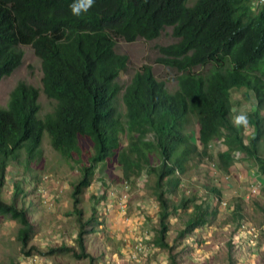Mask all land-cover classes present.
<instances>
[{
  "label": "trees",
  "instance_id": "1",
  "mask_svg": "<svg viewBox=\"0 0 264 264\" xmlns=\"http://www.w3.org/2000/svg\"><path fill=\"white\" fill-rule=\"evenodd\" d=\"M76 2L0 0V80L21 65V45L29 44L40 59L43 92L55 101L41 117L38 88L19 81L10 91L6 107L0 108V186L7 166L21 150L27 166L37 158L47 132L55 151L80 164V178L70 194L78 224L74 243L44 249L29 244L37 229L29 208L17 206L26 194L17 182L12 183L10 202L0 198V217L18 224L16 240L23 257L69 255L97 264V256L87 250L86 236L103 224L95 204L104 196H90L94 204L86 219L80 204L96 165L110 160L118 163L126 179L142 171L154 177L158 228L152 245L168 252L169 264H177L171 253L174 245L166 240L169 216L192 209L175 242L207 224L216 211L206 201L196 203L195 196L173 200L189 163L195 157H210V146L219 141L224 149L215 155L221 171L229 172L242 157L264 176L259 151L264 136V2L255 6L253 0L190 4L189 0H93L87 12L75 15L71 6ZM166 27L172 28L177 41L160 46L155 62L181 72L177 87L170 91L150 64H142L126 86L119 85L127 56L115 51L114 39L152 40ZM207 66L208 70L195 71ZM239 88L254 98L252 108L242 115L232 111L231 90ZM122 90L123 115L115 106ZM240 116L245 119L238 123ZM193 122L198 131L192 141L188 129ZM121 135L126 141L123 148ZM86 143L92 153L82 163ZM210 192L221 198L219 188ZM235 212L241 218L238 206Z\"/></svg>",
  "mask_w": 264,
  "mask_h": 264
},
{
  "label": "rangeland",
  "instance_id": "2",
  "mask_svg": "<svg viewBox=\"0 0 264 264\" xmlns=\"http://www.w3.org/2000/svg\"><path fill=\"white\" fill-rule=\"evenodd\" d=\"M193 1L189 0V4ZM263 2L264 0H253L252 4L256 6ZM176 41L171 27H166L152 40L139 38L126 42L115 38V51L127 56V65L117 78L119 85L126 86L142 64H150L154 76L164 80L167 88L173 91L177 87L176 78L181 72L155 62V58L160 56V46ZM21 49V65L0 80V108L6 107L9 93L16 83L24 81L39 89V116L42 117L53 109L55 101L47 98L43 92L41 63L33 47L26 44L21 45ZM208 68L209 66L197 68L195 71L203 72ZM122 93L123 90L115 101L121 115L125 112ZM245 93V88L231 90L233 113L242 115L252 108L253 95L249 94L247 97ZM262 115L264 116V110ZM188 131L192 141L195 140L198 125L193 122ZM120 143L122 148L126 144L123 135ZM88 145L89 143L85 144L86 149L83 150L79 162L87 163V157L92 153ZM222 149V144L215 141L209 149L210 157H195L189 163L186 173L181 176L180 188L172 195L176 202L182 196H195L196 203L203 200L216 209L215 215L208 217L207 224L175 242L173 239L183 228L192 209L182 208L169 216L166 240L174 245L171 253L177 264H264V176L258 174L251 160H242V157L231 165L229 172L221 171L215 154ZM259 151L264 156V136L260 141ZM79 165L66 161L55 151L50 145L47 132H44L39 155L29 166L26 165L23 150L7 166L3 184L0 186V198L6 202L11 201L13 182L19 183L26 193L24 201L18 200L17 206L29 208L30 219L37 229L30 245L44 249L62 243H74L78 224L72 214L70 194L72 184L80 178ZM153 181L154 177L145 171L126 179L118 163L110 160L96 165L92 183L82 195L80 207L84 212L83 219H86L91 213V205L94 204L90 196L94 195V199L104 196L95 204L99 220L103 224L86 236L87 250L97 256V264H169L168 252L152 245L151 241L158 228V204L151 188ZM254 182L261 184L257 195L250 193L251 184ZM212 187L220 189V199L210 192ZM110 192L114 194V201L109 196ZM124 194H127L125 201ZM236 206L241 218L234 214ZM110 219H113L111 223ZM113 222L114 229L110 228ZM17 228L18 224L9 217H0V264H87L85 260H76L69 255H19ZM250 228H254V231L248 232ZM144 236L149 239L143 241V252L132 256L136 252L138 238Z\"/></svg>",
  "mask_w": 264,
  "mask_h": 264
},
{
  "label": "built area",
  "instance_id": "3",
  "mask_svg": "<svg viewBox=\"0 0 264 264\" xmlns=\"http://www.w3.org/2000/svg\"><path fill=\"white\" fill-rule=\"evenodd\" d=\"M260 186H261V184L257 183V182H254L253 184H251L250 193L252 195H257L259 193V191H260ZM125 187H126L125 188V190H126L127 186H125ZM109 196H111L112 201H114V194L112 192H110ZM126 196H127V194L123 195V201H125ZM120 205H122V202H120ZM107 206H108V202H107ZM242 227H245V225H242ZM251 231H254V228H250L248 230V232H251ZM144 239H149V237L144 236V237L138 238L137 243L135 245V251L136 252L132 256L135 257L137 254H140V253L143 252V247H144L143 241H144Z\"/></svg>",
  "mask_w": 264,
  "mask_h": 264
},
{
  "label": "clouds",
  "instance_id": "4",
  "mask_svg": "<svg viewBox=\"0 0 264 264\" xmlns=\"http://www.w3.org/2000/svg\"><path fill=\"white\" fill-rule=\"evenodd\" d=\"M92 5H93V0H77V2L71 6V10L73 14L80 15L82 11L87 12L92 7ZM244 119L245 118L243 116L237 117V122L239 123Z\"/></svg>",
  "mask_w": 264,
  "mask_h": 264
},
{
  "label": "crops",
  "instance_id": "5",
  "mask_svg": "<svg viewBox=\"0 0 264 264\" xmlns=\"http://www.w3.org/2000/svg\"><path fill=\"white\" fill-rule=\"evenodd\" d=\"M113 219H110V223L112 222ZM113 225L110 226V228L114 229V222L112 223Z\"/></svg>",
  "mask_w": 264,
  "mask_h": 264
}]
</instances>
